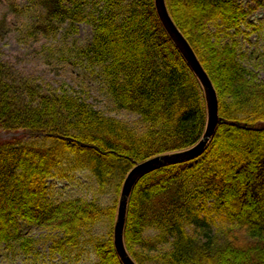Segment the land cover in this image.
Returning a JSON list of instances; mask_svg holds the SVG:
<instances>
[{
	"label": "trees",
	"instance_id": "1",
	"mask_svg": "<svg viewBox=\"0 0 264 264\" xmlns=\"http://www.w3.org/2000/svg\"><path fill=\"white\" fill-rule=\"evenodd\" d=\"M178 28L211 78L219 99V122L205 151L189 161L144 174L133 188L124 240L138 264H264V81L240 61L238 42L222 36L239 30L245 12L236 0H166ZM95 12L66 0H47L52 19L92 23L95 33L83 53L102 69L109 96L141 117L138 131L68 92L49 93L29 82L39 104L24 103L0 75V129L24 130L31 140L0 138V245L36 240L21 222L58 230L52 248H79L84 231L107 218L111 230L90 240L98 261L123 264L113 240L118 200H49L48 180L88 171L99 192L117 193L137 164L197 144L207 126L204 90L176 47L155 0H97ZM218 28L210 32V26ZM44 29H53L50 22ZM222 214L231 226L215 241L200 243L188 225L203 226ZM156 231L155 243L145 238ZM172 240V241H171ZM170 241L160 251L158 243Z\"/></svg>",
	"mask_w": 264,
	"mask_h": 264
},
{
	"label": "rangeland",
	"instance_id": "2",
	"mask_svg": "<svg viewBox=\"0 0 264 264\" xmlns=\"http://www.w3.org/2000/svg\"><path fill=\"white\" fill-rule=\"evenodd\" d=\"M46 2L0 0V75L24 103L40 102V99L32 100L27 94L25 83L29 82L45 92L78 95L94 109L141 131L144 127L141 117L117 107L109 96L101 66L83 53L93 39V24H72L70 20L52 19L47 13ZM74 2L84 5L88 14L95 12L97 0H66L69 6ZM236 2L245 12L244 19L239 30L231 31L232 36L220 33L222 43L226 45L237 41L240 61L264 81V0ZM49 22L53 24V29L41 28ZM209 28L211 33L218 31L214 25ZM11 137H21L24 141L32 139L22 129L19 132L15 129H0L1 139ZM61 172L67 173V177L54 176L48 180L50 202L58 204L74 199L96 200L106 207L118 200L119 205L122 190L119 195L115 185L109 186L105 193H100L98 182L90 172ZM231 224L230 219L222 214H213L202 227L188 225L186 230L200 243H205L209 239L215 241V237L221 236ZM21 229L26 237L36 240V248L28 253L20 244H1L0 264H93L98 261V255L90 240L92 237L106 236L111 230V223L105 218L85 230L80 247L65 253L52 248L55 239L63 238L60 231L23 221ZM155 235V230H149L145 238L155 243ZM156 245L160 251L171 246L170 241Z\"/></svg>",
	"mask_w": 264,
	"mask_h": 264
},
{
	"label": "water",
	"instance_id": "3",
	"mask_svg": "<svg viewBox=\"0 0 264 264\" xmlns=\"http://www.w3.org/2000/svg\"><path fill=\"white\" fill-rule=\"evenodd\" d=\"M155 7L165 30L202 85L207 104V126L203 137L194 146L183 151L162 154L147 159L134 166L128 173L123 184L114 226V246L123 264H138L129 254L124 240L128 204L137 181L144 174L158 167L189 161L200 156L209 145L219 122V99L211 78L203 68L192 46L173 20L166 0H155Z\"/></svg>",
	"mask_w": 264,
	"mask_h": 264
}]
</instances>
